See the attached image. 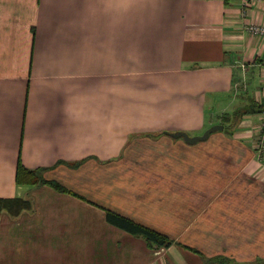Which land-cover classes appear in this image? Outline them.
I'll return each mask as SVG.
<instances>
[{
	"label": "crops",
	"instance_id": "1",
	"mask_svg": "<svg viewBox=\"0 0 264 264\" xmlns=\"http://www.w3.org/2000/svg\"><path fill=\"white\" fill-rule=\"evenodd\" d=\"M251 23L264 0H0V264H264V36ZM137 87L171 100L161 111L178 124L160 131L224 129L151 155L167 134L120 135L121 95ZM150 161L167 179H149ZM19 164L36 174L18 180Z\"/></svg>",
	"mask_w": 264,
	"mask_h": 264
},
{
	"label": "rangeland",
	"instance_id": "2",
	"mask_svg": "<svg viewBox=\"0 0 264 264\" xmlns=\"http://www.w3.org/2000/svg\"><path fill=\"white\" fill-rule=\"evenodd\" d=\"M145 91L149 93V88L145 90L143 87H137L136 95L134 97L121 95V104L125 105L123 111H121L120 135L122 139H152V137H149V130L160 131L168 126H173L178 124V122L175 121L174 116L169 117V115L172 114L170 113V111L166 113L161 111V108L163 106L166 107L167 106L166 103H171L170 102L171 100L162 101L161 95L158 97H154V99L152 100L149 97V95L145 94ZM162 103L165 104L162 105ZM261 129L263 133L264 129L263 128ZM204 131L205 129L200 132H195L190 130L188 131V133L191 135H197V134H202ZM260 138L261 136L258 139H256L257 143L255 145V148L257 150L263 151L264 146H261ZM155 139H157V136ZM158 139H164V141L154 142L152 140H149V154L153 155L155 153L156 150L155 147L156 144L158 143H162L164 147L168 145L169 151L173 153V152L181 151L183 148V144L185 142L183 138L182 139L174 138L168 135H163L161 136V138ZM187 149L188 146L185 148V150ZM151 163H155V162L152 161L149 162V169L156 170L158 172V173L156 172L158 175L149 174V179L155 181V183L159 178L167 179V175L164 174L165 176H162L161 175L162 170L160 168L154 169ZM169 180L170 182L176 183V176L170 174ZM159 184H161V182H159Z\"/></svg>",
	"mask_w": 264,
	"mask_h": 264
},
{
	"label": "trees",
	"instance_id": "3",
	"mask_svg": "<svg viewBox=\"0 0 264 264\" xmlns=\"http://www.w3.org/2000/svg\"><path fill=\"white\" fill-rule=\"evenodd\" d=\"M259 106L264 107V105H259ZM34 174H36L35 171L29 170L25 168L22 164H19L18 169H17V179L18 180H28V178ZM42 180L43 179H41V181ZM43 181L47 182L46 180H43ZM51 184L59 190H65V188L58 183L51 182ZM107 219L109 222L121 228H124L135 235L143 236L149 243H155L159 246L160 245L169 246L172 243L171 239H169L164 233H161L153 228H150L141 223L133 221L132 219L126 216H123L117 212L107 210ZM224 260L225 259L221 260L220 258L218 259L217 262L221 263Z\"/></svg>",
	"mask_w": 264,
	"mask_h": 264
},
{
	"label": "water",
	"instance_id": "4",
	"mask_svg": "<svg viewBox=\"0 0 264 264\" xmlns=\"http://www.w3.org/2000/svg\"><path fill=\"white\" fill-rule=\"evenodd\" d=\"M224 124L223 123H215L208 128L205 129V131L202 134L197 135H191L186 130H163L159 132H150L149 134L156 137L161 134H167L169 136L175 137V138H183L187 143L194 144L198 141L205 140L209 137V135L215 131L223 130Z\"/></svg>",
	"mask_w": 264,
	"mask_h": 264
},
{
	"label": "built area",
	"instance_id": "5",
	"mask_svg": "<svg viewBox=\"0 0 264 264\" xmlns=\"http://www.w3.org/2000/svg\"><path fill=\"white\" fill-rule=\"evenodd\" d=\"M249 30L252 34L264 36V24L261 23H251L249 25ZM264 129V120L262 122V127ZM261 146H264V131L261 135Z\"/></svg>",
	"mask_w": 264,
	"mask_h": 264
}]
</instances>
